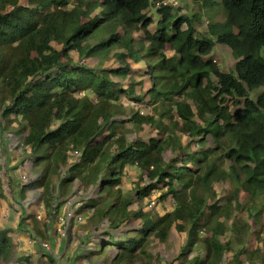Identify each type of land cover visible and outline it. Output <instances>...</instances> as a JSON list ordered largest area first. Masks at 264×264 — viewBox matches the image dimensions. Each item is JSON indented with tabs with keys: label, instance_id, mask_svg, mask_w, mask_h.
<instances>
[{
	"label": "trees",
	"instance_id": "obj_1",
	"mask_svg": "<svg viewBox=\"0 0 264 264\" xmlns=\"http://www.w3.org/2000/svg\"><path fill=\"white\" fill-rule=\"evenodd\" d=\"M217 1L225 20L200 32L169 0H0V130L42 171L36 219L79 224L68 264H162L173 235L165 264H264V0H192ZM150 197L172 208L135 207ZM12 255L0 232V264Z\"/></svg>",
	"mask_w": 264,
	"mask_h": 264
},
{
	"label": "rangeland",
	"instance_id": "obj_2",
	"mask_svg": "<svg viewBox=\"0 0 264 264\" xmlns=\"http://www.w3.org/2000/svg\"><path fill=\"white\" fill-rule=\"evenodd\" d=\"M177 2L176 7L182 9L187 7L183 12L187 13L190 11L189 13H195L201 17V23L196 24L200 32H204L209 23L223 22L227 16L224 6L220 1H217L210 7L204 6L201 3H193L192 0H177ZM213 51V59L224 70L228 71L232 69L237 62L232 51L221 44H216ZM112 54L109 57L88 59L87 62L93 66H107L112 64ZM133 107L142 111L137 106L133 105ZM22 139L23 136H15L11 132L3 133L0 130V232L5 231L12 240L13 255L11 263H17L22 253L34 255L41 253L43 250L50 251L53 249V253L60 261L63 264H68V259H71L78 247H80V226L79 224L74 225V230L70 232L68 229L71 226L69 223H65L67 217H62L61 219L59 218L57 224H49L47 228L45 225V222H47L45 209L44 211L41 210L36 219L37 215L33 214L32 204L38 202L45 205L46 190L38 184L41 183V179H39L42 172L41 169H34L27 161L29 155L22 146ZM23 177H26L27 181L24 182ZM50 179L52 180V184H57L55 178ZM32 182L35 183L25 188L26 191L22 193V185H28ZM144 200L135 205V207H144L155 213H163L172 208V204L169 201L155 203L151 197L146 201ZM151 203H154L153 207H150ZM62 214H65V209L60 211V215ZM31 215L35 217V220L31 219ZM261 222L264 230V217ZM34 227L40 230L38 232L41 233L47 231V234L51 237L50 241H47L41 233L35 231ZM73 232H76L74 236H72ZM71 236V241L67 242L66 238L69 239ZM263 236L264 232L262 233V239ZM179 243L180 239L173 235L167 243L156 246L157 252L163 259L162 264H165L166 259L170 258L171 254L178 249Z\"/></svg>",
	"mask_w": 264,
	"mask_h": 264
},
{
	"label": "built area",
	"instance_id": "obj_3",
	"mask_svg": "<svg viewBox=\"0 0 264 264\" xmlns=\"http://www.w3.org/2000/svg\"><path fill=\"white\" fill-rule=\"evenodd\" d=\"M167 3H172V4H174L175 6L178 4V2L176 1V0H169V2H167ZM23 180L24 181H26V177H23ZM154 206V203H151V205H150V207H153ZM61 219V218H60ZM43 244H45V243H43ZM46 245V244H45ZM47 246H49V245H47ZM47 252H49V251H47Z\"/></svg>",
	"mask_w": 264,
	"mask_h": 264
},
{
	"label": "crops",
	"instance_id": "obj_4",
	"mask_svg": "<svg viewBox=\"0 0 264 264\" xmlns=\"http://www.w3.org/2000/svg\"><path fill=\"white\" fill-rule=\"evenodd\" d=\"M22 254H27V253H22Z\"/></svg>",
	"mask_w": 264,
	"mask_h": 264
}]
</instances>
